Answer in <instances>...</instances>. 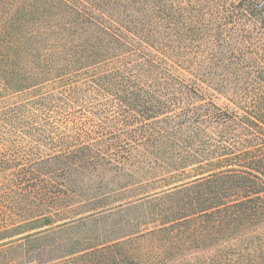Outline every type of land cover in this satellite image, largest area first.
I'll list each match as a JSON object with an SVG mask.
<instances>
[{"label": "trees", "instance_id": "16d2710c", "mask_svg": "<svg viewBox=\"0 0 264 264\" xmlns=\"http://www.w3.org/2000/svg\"><path fill=\"white\" fill-rule=\"evenodd\" d=\"M222 5L0 0V264H264V141L230 157L205 124L236 117L189 104L237 68L186 56L203 26L264 14ZM255 98L244 118L264 133Z\"/></svg>", "mask_w": 264, "mask_h": 264}, {"label": "rangeland", "instance_id": "374dc122", "mask_svg": "<svg viewBox=\"0 0 264 264\" xmlns=\"http://www.w3.org/2000/svg\"><path fill=\"white\" fill-rule=\"evenodd\" d=\"M239 2L241 0H220V3L223 5L221 6L219 14L227 18L230 5L238 4ZM256 2L260 5L264 3V0H256ZM257 19L253 23H250V26H203V50L199 54L191 51L187 52L186 55L188 58L197 56L208 62H237V68L234 73L231 70H227L224 64L222 65L225 67L219 65L214 70L216 74L211 73L213 74L210 75V78L213 80L211 81L212 83H203L206 87L204 88V100H201L202 97L200 95H192L189 97L190 106L202 101L208 102L212 100L219 108L236 117L234 120L228 121L222 127L223 129L219 128L217 130L215 124L208 121L205 124L207 134L219 140L217 141L215 139V144L230 147L231 152L229 151L228 154L230 157L238 154L241 149H247L249 151L256 149L258 146L263 147V131L257 126H248L244 118L246 115L249 116L247 111L253 108L256 94H261L262 101L264 102V14L259 15ZM232 28H235L234 32ZM220 30L221 33L219 32ZM182 56L183 54L180 49L176 47L175 57L179 58ZM245 60L252 63L253 66L251 68L256 70V72L252 71L248 75L243 73L244 68H242L241 63ZM213 83L219 84L220 87L224 86V88L217 90L214 88L215 86H211ZM253 120L257 122L255 118ZM114 123L116 124V122ZM197 172L198 169H192L191 174L195 175ZM72 175L75 176V173ZM80 178L78 177L77 180H80ZM80 182L85 185L87 183L93 185L91 183L92 181H88V178ZM0 206H4L3 201H0ZM109 221L112 220L110 219ZM145 221H147L146 218L143 222ZM48 243L52 244V238H49ZM54 249L51 253H34L30 259L42 260L44 258H50L54 253L59 254V251L56 249L54 251Z\"/></svg>", "mask_w": 264, "mask_h": 264}]
</instances>
